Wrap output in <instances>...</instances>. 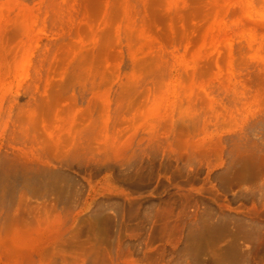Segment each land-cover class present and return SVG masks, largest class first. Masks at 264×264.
Wrapping results in <instances>:
<instances>
[{
    "label": "rangeland",
    "instance_id": "obj_1",
    "mask_svg": "<svg viewBox=\"0 0 264 264\" xmlns=\"http://www.w3.org/2000/svg\"><path fill=\"white\" fill-rule=\"evenodd\" d=\"M13 168L72 181L17 180L0 264H218L234 226L187 246L208 207L264 264V194L230 196L264 193V0H0V181Z\"/></svg>",
    "mask_w": 264,
    "mask_h": 264
},
{
    "label": "bare ground",
    "instance_id": "obj_2",
    "mask_svg": "<svg viewBox=\"0 0 264 264\" xmlns=\"http://www.w3.org/2000/svg\"><path fill=\"white\" fill-rule=\"evenodd\" d=\"M214 179H222L219 173L212 175ZM17 180L22 181L25 186H28L33 194L40 195L43 193H56L60 197L66 195V186H63L62 180L71 182L72 179L63 172L58 170H49L46 168L37 169L34 172H19L17 168H13L7 173H4V178L0 181V200L5 202L11 197V193L15 188V183ZM223 186V184L220 182ZM227 192V190H226ZM229 194V193H227ZM263 191L251 192L246 189V185L236 193L230 195L233 200L238 198H249L251 196H263ZM214 210L211 208H206L205 213L201 216V221H199L200 227L197 229L189 230L187 235V246L194 256H199L208 247L212 246L215 248L220 241L225 240L226 237H232L233 232L232 226L236 228V237L228 240L229 246L225 249H216L218 264H244L243 259L248 256V250L242 249V247L237 242L238 233L242 234L241 238L251 239L250 237L254 235L252 230L244 229V221L241 219H236L232 214L221 212L220 214L213 213ZM238 222V225L236 223Z\"/></svg>",
    "mask_w": 264,
    "mask_h": 264
}]
</instances>
